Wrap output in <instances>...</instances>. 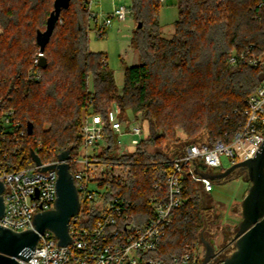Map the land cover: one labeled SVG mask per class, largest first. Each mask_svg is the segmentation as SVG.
<instances>
[{
    "label": "trees",
    "instance_id": "16d2710c",
    "mask_svg": "<svg viewBox=\"0 0 264 264\" xmlns=\"http://www.w3.org/2000/svg\"><path fill=\"white\" fill-rule=\"evenodd\" d=\"M53 1L0 0V87L10 97L24 130L26 164H31L30 150L42 162L52 161L65 149L74 159L81 111L88 101L104 120L112 105H117L121 115L139 113L150 125L135 151L120 158L132 163L122 191L143 206L154 194L151 182L161 179L167 159L156 149L167 141H179L177 128L193 139L189 143L213 144L228 139L243 122L245 100L263 73L245 65L230 67L226 59L232 48L251 43L264 52V9L256 0H177L170 39L161 34L158 0H130V14L141 23L130 40L140 63L124 69L120 91L105 54L88 49L89 0H70L61 10L43 52L46 68H37L39 80H25L38 48L36 31L46 26ZM27 124L32 125L30 134ZM201 135L205 139H198ZM203 194L196 182L184 179L185 201L172 211L171 223L153 256L172 264L186 244L203 236Z\"/></svg>",
    "mask_w": 264,
    "mask_h": 264
},
{
    "label": "built area",
    "instance_id": "2783aa9c",
    "mask_svg": "<svg viewBox=\"0 0 264 264\" xmlns=\"http://www.w3.org/2000/svg\"><path fill=\"white\" fill-rule=\"evenodd\" d=\"M159 2L162 0H158ZM264 9V0H256ZM89 20L96 22L97 14L87 6ZM130 14L127 6H114L104 23L98 28L110 25L112 19L123 20ZM2 29L0 28V35ZM38 52L33 60L36 70L27 77L39 80ZM227 65L249 66L263 73L258 86L245 100L241 111L244 117L239 128L225 140L213 144L197 141L187 144L179 154L167 157L160 178H154L151 188L154 194L143 206L127 198L122 187L131 175L132 163L120 160L126 155H108L114 142L119 147L123 137L131 136L130 153L145 138L140 123L122 119L120 109L112 105L106 119L94 113L91 100L81 111L80 143L76 157H70L69 170L75 185L79 210L71 216L68 234L71 239L66 246H59L52 231L46 229L39 234L35 249L28 260L18 259L19 264H165L153 256L171 223V213L185 201L184 179L189 177L202 191H212V180L203 174H215L221 168V156L228 157L231 165L252 158L264 140V52L254 43L242 48H232L226 59ZM88 92H92L88 81ZM24 130L16 119L10 97L0 87V182L4 213L0 225L13 231L32 228L35 214L51 210L56 199L55 169L43 171L46 166L59 163L52 161L36 165L24 158ZM104 151L100 152V143ZM40 147V145H39ZM94 147H97L93 150ZM36 153V152H35ZM37 154V153H36ZM152 165L155 163L152 162ZM71 165L80 169L71 171ZM197 243L184 246L180 256L173 257L172 264H198L194 249Z\"/></svg>",
    "mask_w": 264,
    "mask_h": 264
},
{
    "label": "water",
    "instance_id": "95a60500",
    "mask_svg": "<svg viewBox=\"0 0 264 264\" xmlns=\"http://www.w3.org/2000/svg\"><path fill=\"white\" fill-rule=\"evenodd\" d=\"M69 3L70 0H54L45 29L36 31L35 42L41 54L38 67L41 69L47 66V60L43 56L45 46L59 20L61 10L66 9ZM137 28H141V23L137 24ZM27 132H32L31 124H27ZM30 157L36 165L41 164L33 150H30ZM70 157V150L65 149L56 155L59 163L42 169H55L57 173L56 199L51 210L35 214L33 227L27 230L17 232L0 225V264H19L18 259L28 260L38 242L39 234L46 229L52 231L59 246L70 243L69 219L79 210L77 191L69 170ZM237 169L246 171L250 185L241 202L242 220L233 237L234 250L219 264H264V140L252 158L234 163L219 173L203 174V177L221 180ZM3 189L0 182V218L4 213ZM200 243L204 247L202 264H213L218 254L213 242L200 237Z\"/></svg>",
    "mask_w": 264,
    "mask_h": 264
},
{
    "label": "rangeland",
    "instance_id": "374dc122",
    "mask_svg": "<svg viewBox=\"0 0 264 264\" xmlns=\"http://www.w3.org/2000/svg\"><path fill=\"white\" fill-rule=\"evenodd\" d=\"M114 1V5L112 2ZM130 0H91L92 10L97 13V20L89 22L88 32V49L91 52H101L106 56L108 68H110L114 74L115 84L118 91L121 90L123 79V72L125 68L139 65L140 61L136 50L130 44L133 30L137 26V22L132 14H128L125 19L117 20L112 19L110 25L102 29L103 35L98 36V27L102 25L105 19L112 13L114 6H128ZM159 4V16L158 23L161 29L163 37L170 39L174 33V23L177 20V0H162ZM45 29V25L41 30ZM38 53V48L35 53L32 54V64L25 71L23 77L27 80V77L36 70L33 65V60ZM122 119L129 120L130 123L136 120L140 123L145 137L150 132V125L148 122L143 121L139 113H132L127 111L120 114ZM116 135H113L111 141H116ZM176 137L179 141L172 142L167 141L161 145L159 149L161 153L167 157L178 154V150H182L186 144L193 139L187 138L184 131L180 128L176 129ZM132 137H123L120 141L119 147L112 145V149L109 150L108 155L118 156L121 151L127 153L130 152V142ZM198 139H205L204 135L199 136ZM97 147H94L96 149ZM121 149V151H120ZM104 151V143H100V152ZM77 152L79 150L77 149ZM231 166L230 159L225 156H221V168L215 171L224 170ZM80 169V166H71V171L74 169ZM250 183L247 180L245 170L237 169L233 171L228 177L218 180H212V191L210 193L203 191L202 202L204 205L203 217L204 227L200 234L201 237L207 241H212L213 245L218 252L217 257L213 264H219L224 258L228 257L234 250L233 237L238 230L239 223L241 222V202L247 193ZM202 190V189H201ZM199 236V237H200ZM195 243V242H194ZM196 252L197 259L202 264L204 256V247L200 243V238L197 239Z\"/></svg>",
    "mask_w": 264,
    "mask_h": 264
},
{
    "label": "crops",
    "instance_id": "0c3cea01",
    "mask_svg": "<svg viewBox=\"0 0 264 264\" xmlns=\"http://www.w3.org/2000/svg\"><path fill=\"white\" fill-rule=\"evenodd\" d=\"M112 5H114V1L112 2ZM91 8H92V6H91ZM96 14H97V13H96ZM106 64H107V66H108L107 60H106ZM121 81H122V82H121ZM120 82L123 84V79H120V80H119V83H120ZM121 83H120V84H121Z\"/></svg>",
    "mask_w": 264,
    "mask_h": 264
}]
</instances>
